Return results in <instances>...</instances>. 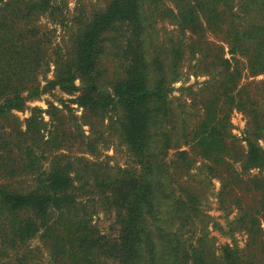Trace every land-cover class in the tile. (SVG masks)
Listing matches in <instances>:
<instances>
[{
	"label": "trees",
	"instance_id": "16d2710c",
	"mask_svg": "<svg viewBox=\"0 0 264 264\" xmlns=\"http://www.w3.org/2000/svg\"><path fill=\"white\" fill-rule=\"evenodd\" d=\"M53 9L52 0H0V264H34L36 249L28 245L33 239L47 248L49 264H263L264 241L257 235L264 231L247 232L251 243L243 248L216 247L208 222L200 221L208 216L199 190L182 181L197 157L207 171L225 160L228 119L219 96L208 92L191 134L185 117L174 118L169 94L185 54L201 52L205 21L209 29L227 32L230 58L203 42L212 61L204 71L217 84L213 93L222 89L231 108L238 66L264 75V0H109L73 24L67 54L51 49L49 32L38 25ZM165 18L175 21V30L159 28ZM110 49L117 65L107 88L101 61ZM56 88L94 116L110 114L136 159L133 170L85 161L79 173L55 149L39 150L40 160L39 122L31 116L22 130L12 111ZM251 116L241 168L264 171L258 144L264 115L255 109ZM6 119L13 124L5 125ZM177 128L183 132L176 139ZM258 185L264 222V184ZM87 190L104 210L115 212L111 244L79 196Z\"/></svg>",
	"mask_w": 264,
	"mask_h": 264
},
{
	"label": "rangeland",
	"instance_id": "374dc122",
	"mask_svg": "<svg viewBox=\"0 0 264 264\" xmlns=\"http://www.w3.org/2000/svg\"><path fill=\"white\" fill-rule=\"evenodd\" d=\"M52 2L54 5L52 14L39 18L38 25L45 32H49L47 35L51 41L49 47L51 49L59 47L67 54L73 24L77 20L88 18L94 10L104 9L109 0H52ZM165 19L162 24H159V28L166 32L175 30V21L170 18ZM201 24L203 27L202 32L199 30L201 52L193 56L190 53L185 54L180 64L178 79L171 85L169 99L171 108L174 109V118L185 117L186 124L190 126H186V132L193 134L194 125L198 123L202 112V101L207 97L208 92L219 96V110L222 116L227 114L228 119L224 148L225 160L220 165L210 164L214 171H207L201 166L203 160L197 157L195 168L189 175H183L182 181L195 185L199 190L201 209L208 216L207 218L201 215L200 221L205 224L208 222L210 236L214 239L215 246L234 243L239 248H243L247 243H251L247 232L257 227L264 231V222L259 213L260 191L254 187L256 184H264V171L259 169L244 171L241 168V161L247 149L245 140L253 132L251 111L257 109L259 115H264V75L252 76L242 65L238 66L241 75L236 80L237 85L233 91L236 97L230 108L228 101L222 95V89L217 94L213 93L217 89V84L211 82L214 85L210 86L211 83L208 82L209 78L204 71L212 61L209 57L205 58L207 51L203 42L220 47L224 56L230 58L225 39L227 32L209 29L205 21ZM221 28L226 30L225 25ZM186 36H190L189 33ZM114 53V49L106 51L101 61L107 88H109L111 74L117 65ZM239 61H244L242 56L239 57ZM50 78L49 74L48 79ZM209 86L212 88L207 91L206 88ZM73 98L56 88L28 100L22 110L12 111L14 119L22 130L25 127V120L31 116L39 122L40 148L37 152L39 156H41L39 150L54 151L55 149L57 154L73 162L74 170L77 169L78 172L83 169L85 161L107 164L113 169L112 171L118 167L133 170L136 167V159L122 143L116 124L110 121V114L103 117L94 116L74 104ZM228 108H230L229 111H227ZM4 124H13V122L6 119ZM182 132L181 128H177L176 139ZM258 139V144L264 148V137ZM181 149H190V147L181 146ZM175 152V150L169 152L170 160L173 159ZM40 160L45 159L41 156ZM88 190L84 193L80 192L79 196L91 206L88 210L92 214V224L111 244L116 237L115 212L104 210L105 207H101L96 202V197L89 194ZM214 224H217V228L213 230ZM226 232H232V237ZM257 238L264 241V236L260 232ZM28 245L31 249H36L34 264H49L48 250L45 245L37 239L31 240Z\"/></svg>",
	"mask_w": 264,
	"mask_h": 264
}]
</instances>
